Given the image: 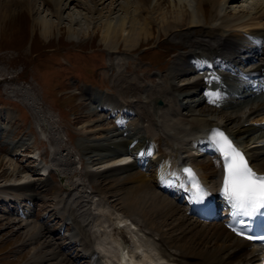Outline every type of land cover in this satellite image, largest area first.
<instances>
[{
  "label": "bare ground",
  "instance_id": "obj_1",
  "mask_svg": "<svg viewBox=\"0 0 264 264\" xmlns=\"http://www.w3.org/2000/svg\"><path fill=\"white\" fill-rule=\"evenodd\" d=\"M74 1L77 3L76 0H0V23L20 11L31 16L33 32L39 30L38 34L43 37L51 36L56 29L60 33L73 35H86L92 31L94 34L100 33L108 46L115 51H120V40L123 41L125 50L131 51L142 41L147 43L152 38L159 39L161 35L167 34L181 39L185 46L190 48L188 53L178 55L174 64L184 66V70L188 72L203 70L201 78L180 87L155 86L142 91L136 82L124 80L125 84L116 94L122 98H128L129 95L131 98L132 95L137 97L136 102L142 104L138 107L140 111L134 113L128 106L119 107L118 111H112L116 116L110 113L108 122L105 123L108 128L103 120L87 127L91 131L80 141V146L91 162L98 160L109 165L103 172L89 173L90 179L97 181L103 174H114L115 176L107 179L104 184L97 181V187L107 190L106 193L114 190L120 194V202L126 213L138 215L145 222L147 230L156 233L161 241L159 255L152 252L150 242L143 237L135 238L131 253L123 240L112 239L108 235H104V241L108 239L105 245L101 240L102 247L115 252L118 264L257 262L255 247L225 227L228 210L222 200L218 199L216 203L224 208L223 213L215 216L221 217L222 220L205 223L200 222L197 216L195 219L188 217L189 205L182 212L181 207L169 197L167 199L162 196L156 188L159 189L158 185L165 184L167 179L172 178L175 183L186 189L183 182L186 177L192 185L198 182L196 179L198 180L199 176L207 188L217 194L222 188L224 173L221 155L210 140L215 132H223L243 152L250 167L257 174L264 176V92L260 90L253 93V89L258 85H251L258 83V80L264 82V33L256 30L264 27V0H98L101 5L108 1V17L102 26H96L90 31L91 21L77 13L70 16L67 27L59 28L62 12ZM84 2L81 4L85 5L87 10L102 13L104 6L98 9L95 0ZM132 3L135 4L134 12L130 14ZM205 4H209L207 14ZM227 9H233L235 12L226 11ZM123 14L125 15L122 16ZM235 30L242 36L240 41L234 38ZM198 34L200 37H197ZM221 69H226L227 72H221ZM173 76L177 77V74ZM257 76L263 79L256 78ZM227 77H240L243 82L229 84ZM202 85L207 86L199 90L198 87ZM172 90H175V93ZM181 97L188 100L185 99L182 103ZM157 100H161V106L155 104ZM93 102H101V106L106 105V100L101 97H95ZM206 102H211V105L195 109ZM95 107L97 106L90 108L88 116H94ZM131 116L136 117L135 120L127 121L126 118ZM138 119L147 121L146 130L138 124ZM111 122L114 123L112 133L109 131ZM90 134L93 137H88ZM193 142L199 144L196 149L204 150L201 156L206 158L205 161L188 153ZM163 146L169 148L168 153L164 151ZM207 146L211 148L209 152L205 151ZM12 150L16 153L24 151L15 150V147ZM130 158L133 159V170L124 169L123 174H117V166H121ZM148 166H153V173L149 175L143 173L147 172L145 168ZM193 166L198 169V175L191 169ZM134 167L137 170H134ZM188 168L193 174L191 178L185 172ZM19 172L20 170L15 169L11 175ZM36 183L37 181H33L24 189L29 204L38 197L35 192ZM191 185L187 189L189 192L183 194L190 193ZM8 188L17 190L15 187ZM125 223L126 220L119 217L114 225L119 228ZM27 224L30 225L27 227ZM75 226L72 232L62 237L69 240L65 248L78 252L75 258H71L68 254L63 257L57 255L55 249L50 246L52 241L48 242L46 239L51 233L49 234L43 225L32 222L20 224L19 230L26 228L25 241L21 242V245L34 244L31 252H25L29 253V264L56 258L58 260L54 264H69L72 259L77 262L78 258L87 260L88 264H101L97 255L88 250L85 233ZM98 227L102 230L100 224ZM44 246H49L50 249H44ZM58 246H62V243ZM167 247L174 248L179 254L168 253ZM105 260L103 264H108L109 261Z\"/></svg>",
  "mask_w": 264,
  "mask_h": 264
},
{
  "label": "rangeland",
  "instance_id": "obj_2",
  "mask_svg": "<svg viewBox=\"0 0 264 264\" xmlns=\"http://www.w3.org/2000/svg\"><path fill=\"white\" fill-rule=\"evenodd\" d=\"M76 1L62 12L59 28L67 27L70 16L77 13L91 21L90 31L102 26L108 17V1L101 5L95 0L98 9L104 6L102 16L97 11L87 10L81 4L85 3L84 0ZM134 6L132 3L130 14H133ZM204 9L207 14L209 4H205ZM229 10L235 12L233 9L226 11ZM18 12L0 23V264H29V253L25 252H31L34 244L21 245L25 241L26 228L19 230V225L31 222L46 227L51 233L49 238L46 237L47 241H52L50 246L62 257L68 254L75 258L78 253L75 249L65 248L69 240L62 238L72 232L75 225L85 233L88 250L97 255L101 264L105 259L110 262L108 264H118L115 252L107 251L101 245V240L104 245L108 241H104V235L123 240L130 253L133 252L135 238L143 237L150 242L152 252L159 255L161 241L158 235L147 230L138 215L126 213L120 194L114 190L106 193L107 190L97 187V181L104 184L115 175L108 176L106 173L97 181L90 179L89 173L103 172L109 165L98 160L91 162L80 141L91 131L87 128L89 124L102 120L105 124L110 113L116 116L112 111H118L119 107L128 106L134 113L140 111L138 107L142 104L136 102L137 97L129 95L122 98L116 94L125 84L124 80L136 82L143 91L155 86L180 87L199 79L201 70L188 72L184 66L174 64L177 56L188 53L190 48L181 39L167 34L159 39L152 38L147 43L142 41L131 51L125 50L122 40L118 41L120 51L111 49L100 33L92 31L86 35H73L56 29L51 36L43 37L38 34L39 30L33 32L31 16ZM256 30L264 33V27ZM233 32L234 38L240 41V33ZM175 73L177 77L173 76ZM227 81L229 84L234 82L230 78ZM172 91L175 93V90ZM95 97L104 98L106 105L93 102ZM181 98L184 103L186 98ZM157 102V106L162 105ZM94 105L97 106L95 114L90 117L88 114ZM210 105L211 102H206L195 109ZM135 118L131 116L126 120L131 122ZM137 122L146 130L148 123L145 119H138ZM109 126V131L114 132V123ZM105 127L108 128V124ZM14 147L24 151L16 153L12 150ZM162 148L169 152L166 146ZM27 150L31 155L27 156ZM194 152L188 151L190 154ZM195 156L203 159L201 155ZM131 165L117 166L116 173L123 174L124 169H132ZM15 169L20 172L12 176ZM145 169L147 172L143 173H153V166ZM196 171L199 173L198 169ZM170 180L158 185L161 192L158 188L156 191L172 199L184 212L186 204L178 192H173L177 186ZM33 181H37L35 192L38 197L29 204L24 189ZM49 188L52 190L49 191ZM119 217L126 223L116 228L114 223ZM61 243L62 246H58ZM166 249L172 255L179 254L174 248ZM57 260L38 264H54ZM69 264L88 263L78 258L77 262L72 259Z\"/></svg>",
  "mask_w": 264,
  "mask_h": 264
},
{
  "label": "snow or ice",
  "instance_id": "obj_3",
  "mask_svg": "<svg viewBox=\"0 0 264 264\" xmlns=\"http://www.w3.org/2000/svg\"><path fill=\"white\" fill-rule=\"evenodd\" d=\"M210 140L223 161L220 194L232 208L233 217L240 218L238 223L241 229L237 234L243 236V229L248 227L251 218L264 216V176L250 167L243 152L223 132H215ZM185 172L190 178L193 175L191 170ZM206 195L204 188L197 184L194 198L203 200Z\"/></svg>",
  "mask_w": 264,
  "mask_h": 264
}]
</instances>
